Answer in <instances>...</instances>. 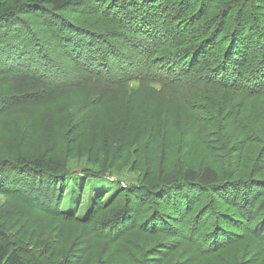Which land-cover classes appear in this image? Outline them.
<instances>
[{"label": "rangeland", "instance_id": "obj_1", "mask_svg": "<svg viewBox=\"0 0 264 264\" xmlns=\"http://www.w3.org/2000/svg\"><path fill=\"white\" fill-rule=\"evenodd\" d=\"M4 1L15 0H0V4ZM106 1L83 0L63 12H52L72 26L68 30L41 13H27L22 26L0 24V162L10 167L18 158L39 155L61 161L56 175H48L57 183L56 190L46 183V175L26 173L22 166L21 172L18 168L0 172V237L39 264H197L188 261L196 256L194 252L204 250L201 236L212 229L201 226L193 234L190 224L203 219L199 208L205 199L184 218L176 216L168 226H151L148 231L145 222L151 210L167 213L169 209L165 203L144 202L146 195L141 192L136 196L140 200L131 198L135 211L131 223L108 229L101 223L129 203L123 196L128 189L160 192V185L152 190L149 184L164 161L179 172L184 166L208 164L216 169L218 179L244 180V186L230 190L228 201L237 199L242 212L249 205L253 216L263 198L258 187L247 183L250 178L264 179L261 163L254 168L251 162L257 145L249 141L242 154L229 153L225 158L220 148L224 144L214 141L213 128L202 112L175 93L167 78L152 80L157 76L146 68L172 63L180 52L171 44L180 35L171 39L159 30L161 22L151 27L135 18L131 26H124L123 7ZM220 1L215 0L200 22L217 12ZM158 12L169 17L163 21L166 25L181 31L189 22L173 16L177 14L174 8ZM126 32L133 36L125 37ZM157 39L168 48L165 58L153 54ZM28 41L36 52L43 43L49 47L36 53L27 47ZM25 78L37 79L44 86L17 92L15 85H25ZM238 122L227 123L231 138L242 131ZM165 125L172 128L166 135L162 134ZM245 186L250 188L248 194ZM230 203L216 204L227 209ZM57 205L69 216L57 215ZM206 216L213 220L207 212ZM262 216L251 220L247 232H233L236 239L229 236L225 246L197 259L207 264H249L250 260L264 264V248L257 240L263 236L254 233ZM163 243L170 248L165 256L164 252L157 256L164 259L157 260L154 250Z\"/></svg>", "mask_w": 264, "mask_h": 264}, {"label": "trees", "instance_id": "obj_2", "mask_svg": "<svg viewBox=\"0 0 264 264\" xmlns=\"http://www.w3.org/2000/svg\"><path fill=\"white\" fill-rule=\"evenodd\" d=\"M82 1H4L0 4V24L22 26L26 22L25 19H28L27 13L34 15H40L41 13L52 21L63 24V28H71L63 23L62 20L57 19L59 16L52 14V12H63L68 7L81 4ZM113 1L117 6L123 7L122 18L124 26H131L136 21L135 18L138 23L150 25L151 27L161 22L158 25L159 30L167 33L171 39L174 40L176 35H180V38L171 44L173 47H178L180 52L172 63L167 62L163 67L146 66L157 76L152 80L164 82L161 78H167L169 84L172 83L175 93L179 94L187 103L190 102V105L198 112H202V115L206 117L210 124L208 125L213 128L211 133L212 137L215 138L214 141L220 140L224 144L220 148L225 150V158L227 157L228 159L229 153L231 155V153L236 152L234 154H237L236 156H238V153L242 154L249 141L255 143L257 147L251 156L253 157L252 166L256 168V163H261L259 172L264 173V0H221L217 12L203 22L200 21L207 15L209 9L215 6V0H109L108 3ZM172 8L177 10V14H173V16H178L179 19L188 18L185 19L189 22H186L187 25L183 31L178 27L166 25L163 21L169 17H165L158 12ZM174 29L177 32L173 31ZM196 30L199 32L201 30V32L196 33V35L194 33ZM204 35L206 36L204 37ZM124 36L130 37L133 35L126 32ZM182 36H186L187 39ZM157 41L156 44L153 43L152 45L157 47L153 54L165 58L164 55L168 48L164 43H159L160 40L157 39ZM27 43L30 44L27 47L35 48L32 42L28 41ZM158 44L160 48H158ZM41 47L42 49L39 50L42 53L43 50L48 49L49 44L43 43ZM136 49L139 50L138 48ZM39 50L37 49L38 53H40ZM34 51L36 52V50ZM123 74L127 73L119 75ZM138 74L140 75V71ZM231 81L234 83L231 84ZM244 81L248 84H243ZM22 82L25 85H22V83L15 85L14 88L17 92H26L32 89L38 90L44 86L43 82L34 78H25ZM147 82L150 83V81ZM197 118L203 119L202 116ZM233 120H240L241 124L238 122V126L242 128V131L239 129L240 132L233 133L236 137L235 139L226 133L227 123ZM172 124L174 125V123ZM171 130L172 128L170 129L169 126L165 125L162 134L166 135ZM203 135L207 139L208 133L205 132ZM233 142L237 144L233 146ZM206 145H209V150L212 149L210 142H207ZM258 153L259 155H257ZM218 156L223 158V155ZM209 157L211 156L209 155ZM3 163L4 160L0 162V172L8 169L11 173L12 168H18L21 172L22 166V170L26 173H32V175L34 173H42L46 175L48 179L46 183L48 185L52 184V190H56L55 185L57 183H54V179L51 181L49 179L51 177L48 175L51 174L53 177L56 175L54 171L59 168L61 163L58 158L39 155L33 159L18 158L13 164H10V167H4L6 165H3ZM165 163L164 161L163 164L158 166L157 178L153 179L149 184V188L152 190L160 185V188L162 187L159 189L160 192L152 194V191L130 188L124 194L122 189H120L119 192L124 194V200L128 199L130 201L122 204L108 216L101 223L102 228H116L119 224L131 223L135 212L131 209V202H133L131 198L139 199L136 196H140L141 192L146 195L144 196L145 198L142 197L144 202L151 203L154 200L160 205L165 203L169 209L167 213H164L165 210L160 208L151 210L145 222V229L148 231H152L151 226L156 228L168 226L170 221H173L176 216L184 218L186 213L193 210L197 202L205 199L199 208V211L204 212L203 219L193 220L190 224L191 232L193 234L197 233L201 226L205 227L204 229L211 227L212 231L203 233L200 242L205 248L203 251L199 249L198 253L194 252L196 256L194 255L195 257L189 260V263L196 261L197 264H207V261L200 262L197 259L203 256L197 255H204L203 253L222 248V246H225V241L229 236L235 238L232 235L233 232L242 230L247 232L251 220L257 221L261 218H257V216L261 214L263 215L262 219L257 224L258 226L254 228V233L263 236L257 240L264 248V209L261 212V208H264L263 178L257 181L250 178L247 181V183L253 185L251 187H258L259 191L261 190L258 194L263 196L260 205L256 206L258 212L256 211L255 215L253 214L252 216L249 205L242 208V212L241 205L237 203V199L228 201L230 190L241 184L244 186L246 184L244 180L236 182L218 179V172L208 164H201L198 168L184 166L179 172L174 166V168L171 167L169 169ZM63 189L61 190L62 192L64 191ZM62 192H60V195ZM148 192L150 193L148 194ZM245 192L248 194L250 188L245 186ZM128 193L129 195H127ZM213 199L215 204L220 201L221 204L222 202H231V206L228 208L232 210L228 208L219 209L218 207L220 206H217L218 204H213ZM52 202L53 200L50 201V203ZM235 203L236 205H234ZM244 203L245 201H243ZM55 211L60 213L57 214L59 216H69V214L61 212L58 209V205ZM206 212L213 219L212 221L208 220ZM170 228L168 227V229ZM229 240L231 241V239ZM169 248L170 246L166 243L159 244L154 250L155 258L157 260L164 259L157 256H160L162 252H164L165 256V252L167 253ZM0 264L39 263L29 257H24L19 248L0 237ZM249 264H256V262L250 260Z\"/></svg>", "mask_w": 264, "mask_h": 264}, {"label": "bare ground", "instance_id": "obj_3", "mask_svg": "<svg viewBox=\"0 0 264 264\" xmlns=\"http://www.w3.org/2000/svg\"><path fill=\"white\" fill-rule=\"evenodd\" d=\"M97 5V4H96ZM100 11V10H99ZM105 13V12H104ZM112 15V14H111ZM117 17V16H116ZM47 21V20H46ZM46 24V23H45ZM52 24V23H51ZM69 25V24H68ZM71 25V24H70ZM72 27V26H71ZM67 28V27H66ZM68 30V29H67ZM79 32V31H78ZM82 32V31H81ZM83 33V32H82ZM89 35V34H88ZM82 36V35H81ZM155 36V35H154ZM221 212V210H219ZM223 211V210H222ZM229 212V210H228Z\"/></svg>", "mask_w": 264, "mask_h": 264}]
</instances>
